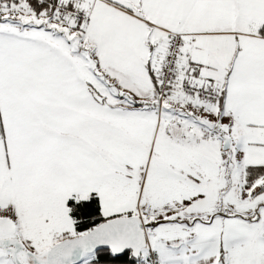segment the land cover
I'll use <instances>...</instances> for the list:
<instances>
[{
  "label": "snow or ice",
  "instance_id": "1",
  "mask_svg": "<svg viewBox=\"0 0 264 264\" xmlns=\"http://www.w3.org/2000/svg\"><path fill=\"white\" fill-rule=\"evenodd\" d=\"M0 264H264V0H0Z\"/></svg>",
  "mask_w": 264,
  "mask_h": 264
}]
</instances>
